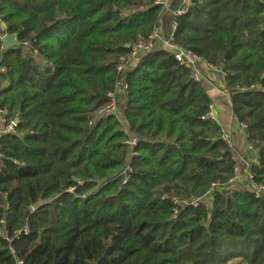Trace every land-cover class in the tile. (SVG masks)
Masks as SVG:
<instances>
[{
	"label": "trees",
	"instance_id": "obj_1",
	"mask_svg": "<svg viewBox=\"0 0 264 264\" xmlns=\"http://www.w3.org/2000/svg\"><path fill=\"white\" fill-rule=\"evenodd\" d=\"M155 1L0 0L19 43L0 39V108L18 120L0 137V264H264V196L232 187V149L200 118L210 97L167 50L126 72L138 144L121 183L129 136L98 112L118 57L159 24ZM172 19L174 43L222 71L264 184V0H189Z\"/></svg>",
	"mask_w": 264,
	"mask_h": 264
},
{
	"label": "built area",
	"instance_id": "obj_2",
	"mask_svg": "<svg viewBox=\"0 0 264 264\" xmlns=\"http://www.w3.org/2000/svg\"><path fill=\"white\" fill-rule=\"evenodd\" d=\"M155 4H157L160 7L161 13H164L165 11L169 10L171 0H156ZM188 5H189V2L182 5L180 8L176 9L175 11H173L172 16L176 17L181 14H184L188 10ZM176 26H177L176 23L173 21L169 36H163L158 25L155 26L153 30L149 33L147 38L135 42L132 46H130L126 54H122L118 57L117 65H116V72L118 73L119 77L115 82L113 90L107 94L109 97V101L107 105H105L98 112L99 116H105V115L114 116L122 124V130L129 136L126 141V145L128 149V160H127L125 168L123 169L121 173V183L122 184H125L130 176V173L132 171L131 160H132V157L136 154L135 148L138 144V138L136 136L129 134L128 128L126 127L124 123L122 110L120 108L122 100L126 94V90L128 88L127 82H126V72L132 69L135 66L136 62L144 54L154 51L156 49H163V50L169 51L172 54L174 60L178 64L191 68L192 78L195 80H198L197 67L200 64H203L207 69L211 71L220 72L223 75L219 67L203 60L200 56H198L192 50L182 48L174 43L173 34L176 30ZM6 35H8L7 24L4 21H2V19L0 18V39L2 40V38ZM15 40H16V37H15ZM17 46H14V47H17ZM27 46L28 45L24 43V48H25L24 50H29L27 49ZM31 53H33L34 55H37L36 50L31 51ZM38 60L40 61V58H38ZM2 71H4V68H0V72ZM223 92L228 93L225 88ZM216 117L217 116H216L215 106L210 103L208 106V110L203 115H201L200 118L217 121ZM16 124L17 123L15 119L9 120L7 118V111L0 108V137L6 134H15ZM240 126L243 129L245 128V125L243 123H240ZM222 140L227 146L232 148V140L229 136L225 134L222 135ZM250 151L253 152L251 148H250ZM254 163L257 164V159L254 160ZM0 164H1V153H0ZM238 178H239V172H238V168L235 166L234 167V177L229 182L230 183L234 182ZM245 178L249 182V185H250L249 191L254 196V198H260L264 196V184L257 183L254 181V176L252 172L249 170V165L247 166V169L245 171ZM217 187L218 186L216 184L212 183L205 196H209L212 193V191L215 190ZM73 190H74L73 188H70V191H73ZM201 199L202 198L193 200L192 203L194 205H197ZM9 249H10V252L14 254V249L11 246H9ZM16 264H23V262L22 260L16 259Z\"/></svg>",
	"mask_w": 264,
	"mask_h": 264
},
{
	"label": "crops",
	"instance_id": "obj_3",
	"mask_svg": "<svg viewBox=\"0 0 264 264\" xmlns=\"http://www.w3.org/2000/svg\"><path fill=\"white\" fill-rule=\"evenodd\" d=\"M189 0H171L169 10L160 16L158 27L163 36H169L173 22L172 13ZM198 80L208 93L211 104L215 106L217 123L221 127L223 135L232 140V153L235 166L238 168L239 178L233 182L232 187L249 190V182L245 178L247 166L257 159L256 152L251 153L250 146L246 141V134L240 123L234 118L228 93H224L223 75L207 69L203 64L197 67ZM252 149V148H251Z\"/></svg>",
	"mask_w": 264,
	"mask_h": 264
},
{
	"label": "water",
	"instance_id": "obj_4",
	"mask_svg": "<svg viewBox=\"0 0 264 264\" xmlns=\"http://www.w3.org/2000/svg\"><path fill=\"white\" fill-rule=\"evenodd\" d=\"M2 42V46L4 48V50H7L9 48H13L14 46L18 45V42L15 40V36L13 34H8L6 36H4L1 40ZM126 47H129V45L127 44ZM16 123L18 122L17 118L15 119ZM251 153H253L251 151Z\"/></svg>",
	"mask_w": 264,
	"mask_h": 264
},
{
	"label": "rangeland",
	"instance_id": "obj_5",
	"mask_svg": "<svg viewBox=\"0 0 264 264\" xmlns=\"http://www.w3.org/2000/svg\"><path fill=\"white\" fill-rule=\"evenodd\" d=\"M250 147H251V146H250ZM209 199H210V198L207 197V196L202 197V200L205 201V202H207V203H209Z\"/></svg>",
	"mask_w": 264,
	"mask_h": 264
}]
</instances>
